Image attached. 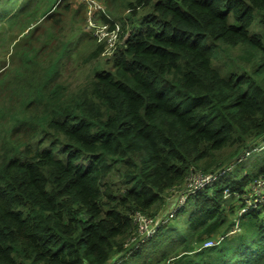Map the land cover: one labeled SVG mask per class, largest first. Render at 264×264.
I'll return each instance as SVG.
<instances>
[{"label": "trees", "instance_id": "trees-1", "mask_svg": "<svg viewBox=\"0 0 264 264\" xmlns=\"http://www.w3.org/2000/svg\"><path fill=\"white\" fill-rule=\"evenodd\" d=\"M128 6L126 44L87 82H56L50 63L21 84L17 123L1 134L0 264H115L130 250L135 211L159 213L190 168L215 172L264 137V0ZM247 159L191 194L179 209L187 218L133 248L134 264H264V206L226 236L235 209L224 189L242 192L264 174V155Z\"/></svg>", "mask_w": 264, "mask_h": 264}, {"label": "rangeland", "instance_id": "rangeland-1", "mask_svg": "<svg viewBox=\"0 0 264 264\" xmlns=\"http://www.w3.org/2000/svg\"><path fill=\"white\" fill-rule=\"evenodd\" d=\"M43 1L0 0V71L5 68L0 72V112L3 111L6 114L0 119V146L1 134L6 128L17 123H13L11 115L19 114L22 108L21 100L24 90L21 84L26 79L39 81L43 73L45 76L48 65L57 63L60 73L55 81L75 89L87 82L97 67L107 65V58L102 54L95 61L89 59L90 53L99 43L97 37L92 36L95 26H98L99 34H107V31L101 27L104 22L103 17L99 16L100 13L96 10L93 13L88 12L81 0H65L58 4L51 14L44 15L47 9L51 8L52 0L48 4ZM99 1L103 2L104 9L111 18L123 22L128 30L131 29L128 3L135 0ZM26 3H30L31 6L13 17L15 9ZM74 4L77 9L73 7ZM33 14L36 15L32 17ZM36 16L37 20L34 21ZM90 18L93 25L89 23ZM28 21L34 22L28 25ZM25 73L27 77L24 76ZM24 132H26L25 129H21L19 134ZM260 143H264V137ZM260 155H264V149L261 154L253 152L246 160V164L250 165L251 161L253 162ZM172 193L173 191L169 192L168 202L173 204L175 199L172 198ZM192 198L193 196H190V200ZM186 218L185 211L181 209L175 213L173 219ZM139 237L138 235L137 239ZM130 238L128 239L131 240ZM131 245L130 250L118 254L112 262L134 264L136 258H130Z\"/></svg>", "mask_w": 264, "mask_h": 264}, {"label": "built area", "instance_id": "built-area-1", "mask_svg": "<svg viewBox=\"0 0 264 264\" xmlns=\"http://www.w3.org/2000/svg\"><path fill=\"white\" fill-rule=\"evenodd\" d=\"M84 3L85 9L93 13L95 10L102 16L104 25L101 26L103 30L107 31L106 35L99 34L98 26L93 30L92 36H96L99 43L103 45L101 54L103 56H112L119 47H123L126 44L127 38L129 36L128 30L124 28V23L111 18L105 11L103 2L96 0H81ZM92 18L89 19V23L93 25ZM264 149V143H258L252 148L245 150L243 153L239 154L233 162L228 165L222 166L219 170L204 171L202 168L192 167L190 168L185 180L172 187L168 191L167 201L169 197V192L173 191L172 198H174V203L167 205L162 211L154 215H148L141 211H135L132 214V219L136 225L135 231L130 236L131 240L128 239L126 246L131 249L139 246L146 238L150 237L158 227L168 223L174 216L175 213L180 209L181 206L185 204L188 197L191 194L198 193L200 191H212L215 184L226 172H232L236 163L243 161L253 153L260 152ZM224 198L233 199L235 212L232 217V226L226 233V236L236 234L241 231L240 219L241 216L247 211L258 209L264 206V174H259L242 192L239 190H231L230 188L224 189ZM169 203V202H168ZM167 203V204H168ZM134 233L139 237L134 235ZM225 235L219 236L216 239H207L203 246L215 245L219 242ZM171 259L168 258L162 264H171Z\"/></svg>", "mask_w": 264, "mask_h": 264}, {"label": "crops", "instance_id": "crops-1", "mask_svg": "<svg viewBox=\"0 0 264 264\" xmlns=\"http://www.w3.org/2000/svg\"><path fill=\"white\" fill-rule=\"evenodd\" d=\"M63 1H65V0H53L52 3H51V8H50V9L46 12V14H44V15H47V13L52 12L53 9H55V7L58 6V4H60V3L63 2ZM73 7L77 9V7H76L75 4L73 5ZM75 11H76V10H75ZM44 15H43V16H44ZM168 205L170 206L171 203H168Z\"/></svg>", "mask_w": 264, "mask_h": 264}]
</instances>
